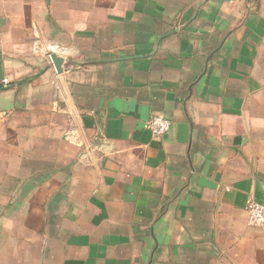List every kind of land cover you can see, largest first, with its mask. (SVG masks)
Here are the masks:
<instances>
[{
    "label": "crops",
    "instance_id": "obj_1",
    "mask_svg": "<svg viewBox=\"0 0 264 264\" xmlns=\"http://www.w3.org/2000/svg\"><path fill=\"white\" fill-rule=\"evenodd\" d=\"M250 1L0 0V264H264Z\"/></svg>",
    "mask_w": 264,
    "mask_h": 264
},
{
    "label": "built area",
    "instance_id": "obj_2",
    "mask_svg": "<svg viewBox=\"0 0 264 264\" xmlns=\"http://www.w3.org/2000/svg\"><path fill=\"white\" fill-rule=\"evenodd\" d=\"M48 56L50 57V53ZM7 82L5 80V83ZM146 127L155 136H161L169 132L171 121L164 116L153 115L146 122ZM247 210L250 224L253 226H264V203L251 201L247 206Z\"/></svg>",
    "mask_w": 264,
    "mask_h": 264
},
{
    "label": "water",
    "instance_id": "obj_3",
    "mask_svg": "<svg viewBox=\"0 0 264 264\" xmlns=\"http://www.w3.org/2000/svg\"><path fill=\"white\" fill-rule=\"evenodd\" d=\"M50 58L52 60L53 65L55 66L56 70L61 73L63 71L62 64H63V58L60 57L56 53H50Z\"/></svg>",
    "mask_w": 264,
    "mask_h": 264
},
{
    "label": "rangeland",
    "instance_id": "obj_4",
    "mask_svg": "<svg viewBox=\"0 0 264 264\" xmlns=\"http://www.w3.org/2000/svg\"><path fill=\"white\" fill-rule=\"evenodd\" d=\"M257 3H258V0H251L250 2H249V4L252 6L251 8H252V10L254 11V12H259V13H264V8H260V7H258L257 6Z\"/></svg>",
    "mask_w": 264,
    "mask_h": 264
}]
</instances>
